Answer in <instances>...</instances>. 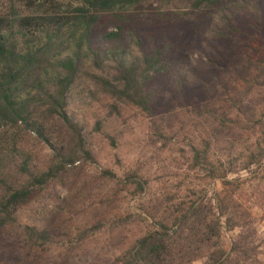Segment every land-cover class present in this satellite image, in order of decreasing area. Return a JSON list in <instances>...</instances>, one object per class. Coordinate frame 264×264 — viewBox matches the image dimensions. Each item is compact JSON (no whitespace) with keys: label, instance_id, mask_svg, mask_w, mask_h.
<instances>
[{"label":"trees","instance_id":"trees-1","mask_svg":"<svg viewBox=\"0 0 264 264\" xmlns=\"http://www.w3.org/2000/svg\"><path fill=\"white\" fill-rule=\"evenodd\" d=\"M94 37L111 48L94 52ZM263 40L264 0H0V264H30L44 253L61 264L106 226L111 234L128 227L133 236L124 243L122 235L105 264L248 258L254 223L236 197L242 174L264 171V57L251 51ZM77 89L110 117L140 113L162 147L187 140L196 185L101 215L74 241L46 223L21 225L20 208L37 192L76 171L75 163L94 162L93 131L71 104ZM103 121L92 129L99 132ZM33 144L50 151L42 166ZM101 175L116 180L108 170ZM122 184L133 201L150 189L130 170ZM235 229L238 240L226 251L221 234Z\"/></svg>","mask_w":264,"mask_h":264},{"label":"rangeland","instance_id":"rangeland-1","mask_svg":"<svg viewBox=\"0 0 264 264\" xmlns=\"http://www.w3.org/2000/svg\"><path fill=\"white\" fill-rule=\"evenodd\" d=\"M68 1L76 2V0ZM155 8V6L146 7L144 10L152 11ZM139 15L140 18L147 20L143 12ZM149 22L152 23L151 20ZM109 25L108 31H113V27ZM103 26H106V23ZM127 29L130 27L128 26ZM123 36L127 37L126 31ZM259 43L255 42L251 51L256 52L255 57L263 58L264 40ZM110 48L111 46L105 44L99 37L93 38L94 52H104ZM246 74L244 72L245 77ZM228 83V79L224 81V85ZM79 90L77 89L72 95L71 104L80 121L85 123L89 131H93L89 136V143L95 156L94 162L75 163L72 167L77 169L76 171L72 170L71 174L64 175L62 181L52 182L42 191L37 192L26 206L20 208L19 213L21 225L46 223L45 225H50L48 228L54 232L69 234L73 241L79 230H85L91 224H95L101 215L112 217L126 211H135L141 207L140 202L154 199L153 196L161 193L162 190L173 193L178 190V185L197 183L193 180L196 176L188 171L185 163L188 157L187 140L177 139L162 147L160 142H156L149 124L140 113L126 110L120 118L110 117L106 112L96 111L92 106H88L86 101H82ZM89 103L91 104L90 101ZM95 119L105 120L99 132L92 129ZM54 130L56 134L59 133L57 136L60 139L68 140L63 130L58 132V127ZM33 147L37 154V165H44L50 151L48 148L36 147L34 144ZM102 170L110 171L116 176V180L111 181L107 177H102ZM129 170L141 173L149 180V192L145 195L146 198L141 197L140 201L139 197L133 201L131 194L127 192L132 190L122 184L123 174ZM242 175V180L238 183L240 192L236 199L250 212L255 235L252 249L247 253L249 257L237 260L236 257L231 256L230 264H264V171H259L255 178L245 173ZM215 187L219 188V185L216 184ZM131 233L126 227L111 234L107 226L100 232H89L87 236L90 235L91 238L85 240L81 249L78 247L79 251L73 250L68 256L63 257L61 264L108 263L113 249L123 245L122 235L127 234L124 242L127 243L133 236ZM2 234L0 233V236ZM238 234V229L222 232L221 242L226 251L233 241L238 240ZM57 255L59 257V253L53 249L52 258H56ZM59 258L61 259V256ZM26 263L25 260L22 262V264ZM31 263L51 264V259L49 254L44 253ZM193 264H204V261Z\"/></svg>","mask_w":264,"mask_h":264}]
</instances>
